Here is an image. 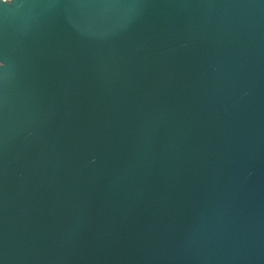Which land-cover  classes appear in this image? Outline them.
<instances>
[{"label":"water","instance_id":"1","mask_svg":"<svg viewBox=\"0 0 264 264\" xmlns=\"http://www.w3.org/2000/svg\"><path fill=\"white\" fill-rule=\"evenodd\" d=\"M0 264H264V0H0Z\"/></svg>","mask_w":264,"mask_h":264},{"label":"built area","instance_id":"2","mask_svg":"<svg viewBox=\"0 0 264 264\" xmlns=\"http://www.w3.org/2000/svg\"><path fill=\"white\" fill-rule=\"evenodd\" d=\"M1 1H3V2H8V1H10V0H1Z\"/></svg>","mask_w":264,"mask_h":264}]
</instances>
